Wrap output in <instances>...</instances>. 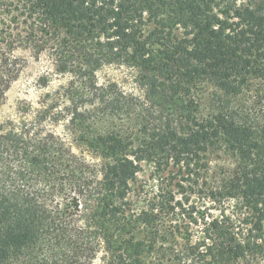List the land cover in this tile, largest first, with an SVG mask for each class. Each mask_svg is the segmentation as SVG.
<instances>
[{
	"label": "trees",
	"instance_id": "1",
	"mask_svg": "<svg viewBox=\"0 0 264 264\" xmlns=\"http://www.w3.org/2000/svg\"><path fill=\"white\" fill-rule=\"evenodd\" d=\"M19 48L48 53L78 83L73 122H87L84 102L123 109L95 82L117 59L150 97L177 103L179 117L137 146L109 129L82 138L95 146L96 171L47 128L61 112L19 106L0 124V264H264V125L230 106L264 79V0H0V109ZM200 81L215 89L207 115L191 106ZM221 147L239 167L212 188L216 216L174 200L124 201L141 162L184 170Z\"/></svg>",
	"mask_w": 264,
	"mask_h": 264
},
{
	"label": "rangeland",
	"instance_id": "2",
	"mask_svg": "<svg viewBox=\"0 0 264 264\" xmlns=\"http://www.w3.org/2000/svg\"><path fill=\"white\" fill-rule=\"evenodd\" d=\"M146 28L152 29L147 26ZM175 33L182 37L180 31ZM14 55L18 59L20 72L0 109V124L16 118L19 106L20 109H25L31 104L35 108H40L41 102H45L46 106L52 107L54 112H61L63 116L57 121L47 123V128L54 131L56 137L61 139L77 158L92 165V169L96 171L99 170L100 161L93 157L96 152L95 146L90 147L82 138H93L99 133H106L109 129L123 132L122 134L134 139L137 146L140 143L144 144L145 141L148 143L151 134L164 128L168 120L179 117L177 103L150 97L147 88L141 85V74L129 65L130 63L117 59L118 61L97 71L95 82L98 86L110 87V96L121 100L123 109L117 112L111 107L105 108L98 100L94 103L84 102L79 108L86 111L87 122L84 124L73 122L71 103H76L78 99H73L72 92H77L79 86L77 82L73 84L72 76L57 72L46 52L36 55L29 49L19 48ZM214 92V87L205 85L202 81L196 84L192 93L197 107L191 105L195 111L198 110L195 114L210 113L213 104H217L214 102ZM85 99L87 100V97ZM230 102L236 114H243L252 123L264 125V79H250ZM194 164L195 162L190 167L180 170L179 165L172 163L164 162L161 167H157L155 161L141 162L136 179L130 183L129 194L124 201L143 208L152 200H174L173 203L179 202L185 208L194 207L196 210L209 211L216 216L220 204L210 199L212 188L218 186L225 176L238 169V160L225 147H221L215 152L201 155L200 160ZM2 168L6 170L8 166L4 165ZM233 205V201H226L227 208ZM95 264H101V261L97 260Z\"/></svg>",
	"mask_w": 264,
	"mask_h": 264
}]
</instances>
